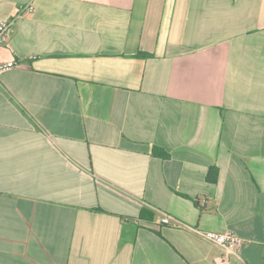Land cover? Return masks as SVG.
I'll return each mask as SVG.
<instances>
[{
	"label": "crops",
	"instance_id": "1",
	"mask_svg": "<svg viewBox=\"0 0 264 264\" xmlns=\"http://www.w3.org/2000/svg\"><path fill=\"white\" fill-rule=\"evenodd\" d=\"M29 3L0 45V264H218L190 227L264 264V0H0V22Z\"/></svg>",
	"mask_w": 264,
	"mask_h": 264
},
{
	"label": "built area",
	"instance_id": "2",
	"mask_svg": "<svg viewBox=\"0 0 264 264\" xmlns=\"http://www.w3.org/2000/svg\"><path fill=\"white\" fill-rule=\"evenodd\" d=\"M34 10L35 8L33 4L29 3L28 5L24 6L20 10V12L17 13L14 17L0 22V45L5 44L9 40L10 34L17 19L22 15L34 12ZM16 65H17L16 61H8V62L0 63V73ZM173 220L175 219L174 217H172V215L166 214L162 217L161 221L163 224H173L174 223ZM190 229L202 239L206 240L211 244L222 247L225 250L227 255L225 257L220 258L218 260V264H231L230 256L232 255L241 259L240 251L242 250L245 241L240 235L236 234L232 230H226L224 232H216V231L203 230L200 228H193V227H190Z\"/></svg>",
	"mask_w": 264,
	"mask_h": 264
},
{
	"label": "trees",
	"instance_id": "3",
	"mask_svg": "<svg viewBox=\"0 0 264 264\" xmlns=\"http://www.w3.org/2000/svg\"><path fill=\"white\" fill-rule=\"evenodd\" d=\"M154 153L161 157H168V154L160 147H155ZM207 179L210 183H216L219 179V169L217 167H211L208 172ZM140 217L147 221L152 222L155 218V213L148 209H142Z\"/></svg>",
	"mask_w": 264,
	"mask_h": 264
}]
</instances>
